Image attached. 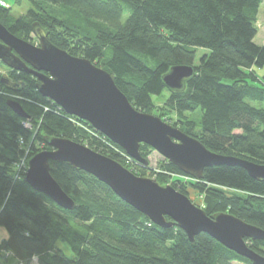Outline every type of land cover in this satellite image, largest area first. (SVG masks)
Returning a JSON list of instances; mask_svg holds the SVG:
<instances>
[{"label":"trees","instance_id":"16d2710c","mask_svg":"<svg viewBox=\"0 0 264 264\" xmlns=\"http://www.w3.org/2000/svg\"><path fill=\"white\" fill-rule=\"evenodd\" d=\"M29 1L33 8L22 16L14 15L7 1L0 4V21L11 32L30 38L37 23L56 46L108 70L137 109L162 119L166 113L155 97L169 91L164 108L175 113V126L213 152L264 164V43L255 40L264 0ZM199 48L206 52L197 63ZM174 65L194 67L180 91L163 81ZM9 78L17 84L0 81V225L8 233L0 242L3 264H252L208 233L192 243L179 226L153 223L106 183L67 162H51L52 175L74 199L73 209L35 190L21 164L26 147L31 157L37 141L48 143L46 136L87 145L140 176L152 177L146 171L153 148L140 145L149 160L141 172L121 156L119 145L43 96L34 76L11 69ZM10 99L29 117L18 115L7 104ZM192 113L199 120L188 116ZM161 163L154 178L161 184L169 180L165 173H182L168 159ZM173 182L185 194L189 185L206 188L202 207L209 215L229 212L264 228V180L245 168L213 165L202 179ZM248 244L264 256V241L248 239Z\"/></svg>","mask_w":264,"mask_h":264},{"label":"water","instance_id":"95a60500","mask_svg":"<svg viewBox=\"0 0 264 264\" xmlns=\"http://www.w3.org/2000/svg\"><path fill=\"white\" fill-rule=\"evenodd\" d=\"M33 31L39 45L17 36L0 21V61L11 69L34 75L43 96L68 114L88 121L135 161L148 165L149 160L140 152L144 143L197 179L203 178L206 167L237 165L253 178L264 180V164L213 152L160 116L137 109L108 70L87 57L72 55L56 46L37 23L33 24ZM193 74L191 65H174L163 75V81L169 90L180 91ZM0 81L9 86L17 84L7 74H0ZM7 104L18 115L29 117L19 101L10 99ZM46 140L51 148L38 151L28 159L24 178L61 207L73 209L75 201L53 177V161L67 162L96 176L153 223L182 228L192 243L205 232L252 264H264V256L248 244V239L264 241V228L229 212L209 215L173 185L137 175L121 162L87 145L60 136H46ZM0 264H3L1 259Z\"/></svg>","mask_w":264,"mask_h":264},{"label":"rangeland","instance_id":"374dc122","mask_svg":"<svg viewBox=\"0 0 264 264\" xmlns=\"http://www.w3.org/2000/svg\"><path fill=\"white\" fill-rule=\"evenodd\" d=\"M4 1L5 2L7 1L11 5L12 13L14 15H16V16L26 15L28 10L30 8H33L29 0H21L20 4L15 2V0H4ZM7 2H6V4H8ZM50 10H54V9H50ZM56 12L58 13V11H56ZM257 26H258L259 32H258V35L256 36L255 40H256L257 43L262 44V43H264V1L261 4L260 11H259V14H258ZM27 40H30L31 42H33V43H35L37 45L40 43L38 37H36L34 34H32L30 36V38H27ZM204 52H206V49H203V48H199L198 49V53H197V56H196V62L197 63L199 62L200 56ZM10 70H11L10 67H8L7 65L3 64L2 62H0V74H7L9 76ZM1 92L6 94L8 97L12 98L11 94L5 93L3 90H1ZM168 96H169V91H165L164 94L161 97H159V98L155 97V103H156V106L158 108H161V109L163 108V112L166 113L165 114L166 116H164V120H166L170 124H174L175 125L176 124L175 122L177 120V117H176L175 113L174 112L167 113L165 111L167 108H164L165 107L164 106V102L166 101ZM188 116L191 119H193V120H196V121L199 120L198 113L188 114ZM176 127H177V125H176ZM50 148H51V146L48 143H46L43 140H39V141H37L36 146L33 147V150H36L38 152V151H41V150H44V149H50ZM30 153H31V150H30V146L28 145L26 147V149H25L24 155L28 156V155H30ZM148 155H149L148 157H149V159L151 161H150L149 169H147L146 173L152 175L151 178H155L157 173L161 171V169H160V166L162 165L161 162L163 161V159H166V158L163 155H161L159 152H157L155 149H153V151L150 152ZM141 164L142 163H140L138 161H135L134 166H135V168H139V170L142 172V170L140 169L141 166H142ZM151 167L152 168L154 167V169H152ZM163 173H165V172H163ZM175 173L176 174H174L173 172L165 173L167 175L166 177L169 178V180H168L169 183L166 182L165 184H167V183L171 184L175 179H177V177H179L178 174H182L183 172L182 173L181 172H175ZM148 177H150V176H148ZM186 191H187L188 196L197 205H199L201 207L205 206V204H206L205 197H206V194H207L206 193V188H201L199 186L198 187L197 186L192 187L191 185H189V187L186 189ZM7 236H8L7 230L5 229L4 226L0 225V242L4 238H6ZM13 264H22V263H20V262H18L16 260H13ZM32 264H37V261H34ZM232 264H247V263L233 262Z\"/></svg>","mask_w":264,"mask_h":264},{"label":"built area","instance_id":"2783aa9c","mask_svg":"<svg viewBox=\"0 0 264 264\" xmlns=\"http://www.w3.org/2000/svg\"><path fill=\"white\" fill-rule=\"evenodd\" d=\"M0 4L1 5H5V1L4 0H0ZM31 126H32V124L30 122L26 123V127H31ZM81 126L84 127L86 125L81 124ZM121 149L123 150V155H121V156L126 160L127 163L132 165V167L134 168L135 167L134 166V163H135L134 159L131 156H129L123 148H121ZM29 157H30V155L24 156L23 162L21 164L22 168H24V172L27 170V167H28L27 161H28ZM141 165H144V164H141ZM174 174H176V173H174ZM178 175H179V177H177V179H181V181H183L184 183H187V182L189 183L190 181H193V180L197 181V178H194L191 175L186 174L184 172L182 174H178Z\"/></svg>","mask_w":264,"mask_h":264},{"label":"flooded vegetation","instance_id":"af4514ba","mask_svg":"<svg viewBox=\"0 0 264 264\" xmlns=\"http://www.w3.org/2000/svg\"><path fill=\"white\" fill-rule=\"evenodd\" d=\"M34 35H35V34H34ZM35 36H36V35H35ZM36 37H37V36H36ZM39 44H40V43H39ZM39 44H38V45H39ZM32 76H33V75H32ZM34 77H35V76H34ZM35 79L38 81V79H37L36 77H35Z\"/></svg>","mask_w":264,"mask_h":264},{"label":"bare ground","instance_id":"6f19581e","mask_svg":"<svg viewBox=\"0 0 264 264\" xmlns=\"http://www.w3.org/2000/svg\"><path fill=\"white\" fill-rule=\"evenodd\" d=\"M32 75V74H31ZM34 76V75H33ZM149 164V163H148Z\"/></svg>","mask_w":264,"mask_h":264}]
</instances>
